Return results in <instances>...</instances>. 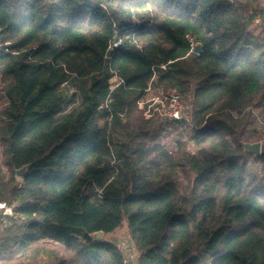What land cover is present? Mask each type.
Segmentation results:
<instances>
[{
    "label": "trees",
    "instance_id": "obj_1",
    "mask_svg": "<svg viewBox=\"0 0 264 264\" xmlns=\"http://www.w3.org/2000/svg\"><path fill=\"white\" fill-rule=\"evenodd\" d=\"M253 3L0 0V203L14 215L1 249L32 260L56 245V264H121L106 236L125 224L138 264H264V150L244 152L237 131L264 101ZM153 82L188 101V122L164 121L183 127L170 149L165 125L137 107Z\"/></svg>",
    "mask_w": 264,
    "mask_h": 264
},
{
    "label": "rangeland",
    "instance_id": "obj_2",
    "mask_svg": "<svg viewBox=\"0 0 264 264\" xmlns=\"http://www.w3.org/2000/svg\"><path fill=\"white\" fill-rule=\"evenodd\" d=\"M262 0H257V3H253L252 7H258L259 3ZM254 11V10H253ZM261 23V20H260ZM260 25V24H258ZM257 24H254L252 21V28H255L258 26ZM113 77H117L116 79L119 80L120 78L116 75ZM112 77V78H113ZM3 85L0 84V109L4 107L5 105V98H4V91H3ZM174 92V91H173ZM170 91H164L161 88H157L154 85V82L151 85V89L147 92L146 97L144 98L145 106L138 107V110L142 113L143 117L145 119H154V121L159 122L162 125H165V129L161 128L158 130V132L161 135L162 142L166 144L169 149L173 146L175 137L178 132H183V127L179 126L177 131L174 130V125L172 122H168L170 124L167 125L164 121H175L173 120L171 114L173 112V107L171 103V94H169ZM176 93V92H175ZM180 96V95H179ZM178 96V97H179ZM259 102V101H258ZM179 104L181 106V116L182 119L177 121H187L188 122V101H186L183 97H179ZM244 116L240 117L242 118V122L240 124L241 127L237 129V131L242 135L244 139H249L247 141L248 143H254V142H261L262 143V152L264 150V140L260 139L262 138V135L264 133V101H261L259 103H256L254 106H252L249 110L246 111V113L243 114ZM170 132V136L167 134V132ZM166 136V137H165ZM188 134L183 136V139L187 142H191L189 140ZM189 150L195 151L194 147H192V143H188ZM0 168L2 169V173L6 174L7 168L3 167L2 165V157H1V151H0ZM253 172H257L258 176H260V173L258 172L257 166H250ZM182 176V175H181ZM17 179V178H16ZM20 180V179H18ZM5 217H9L11 219H14V215L12 212L11 217L10 216H1L0 215V264H18L20 262H25L28 264H56L59 257H64V249L61 246H51L42 248V250L36 254V257L32 260L25 259L23 254L20 253H13L17 251V246L12 245V248L10 250L1 249L2 244L4 243L5 234H4V227L8 223L5 220ZM126 225L123 224V226L120 227V229H125ZM31 249L27 251V253H31ZM49 253H54L56 257H50Z\"/></svg>",
    "mask_w": 264,
    "mask_h": 264
},
{
    "label": "built area",
    "instance_id": "obj_3",
    "mask_svg": "<svg viewBox=\"0 0 264 264\" xmlns=\"http://www.w3.org/2000/svg\"><path fill=\"white\" fill-rule=\"evenodd\" d=\"M256 12V16L255 18L253 19V23L254 24H260V20L262 19V17L264 16V0H262L260 3H259V6L257 8V10H254ZM0 32H1V29H0ZM1 34V33H0ZM189 44H190V48L192 50L194 44L196 43V41L189 37V36H186ZM121 41L118 40L117 42L113 43L112 46L110 47L111 49L113 48H116L120 45ZM9 44H0V48L1 47H8ZM117 77H113L110 81H109V89L110 90H113L116 86H118L120 83H121V80H117L116 79ZM151 89V84L148 86V88L145 90V94L142 96V98L138 101V107L140 106H145L146 104L144 103V98L146 97L147 95V92ZM169 94H171V103H172V107H173V112L171 114L173 120L177 121V120H180L182 119V116H181V106L179 104V95L175 92H170ZM179 96V97H178ZM151 118V117H149ZM148 118V119H149ZM97 196L98 197H101V190L98 191L97 193ZM12 207L9 206L8 204L6 203H0V215L1 216H10L12 215ZM127 239L129 241L132 242L130 236H127ZM132 248L130 249H135L134 248V245L132 243ZM139 262V258L137 257V255L131 251V250H126L125 252H123V258H122V262L121 264H138Z\"/></svg>",
    "mask_w": 264,
    "mask_h": 264
},
{
    "label": "water",
    "instance_id": "obj_4",
    "mask_svg": "<svg viewBox=\"0 0 264 264\" xmlns=\"http://www.w3.org/2000/svg\"><path fill=\"white\" fill-rule=\"evenodd\" d=\"M112 49H110L107 52V57L110 56ZM195 54H201L202 52V45L196 41L194 44L192 50ZM242 147L244 152L253 155L254 157H259L262 154V143L261 142H254V143H248L244 142L242 143ZM30 165H24L19 169H15V177L17 179H22L24 176H26L29 173ZM103 236V233L101 231H97L90 234V238H92L94 241L98 242L100 241L101 237Z\"/></svg>",
    "mask_w": 264,
    "mask_h": 264
},
{
    "label": "crops",
    "instance_id": "obj_5",
    "mask_svg": "<svg viewBox=\"0 0 264 264\" xmlns=\"http://www.w3.org/2000/svg\"><path fill=\"white\" fill-rule=\"evenodd\" d=\"M257 8L258 7H252L253 10H257ZM106 239L117 244L120 247L122 252H125L126 250L133 251L137 255V257L140 259L139 252L134 244L133 245L135 249L134 250L130 249L132 248L131 246L133 242L127 239V236H125V231L123 229L116 230L113 234L106 236Z\"/></svg>",
    "mask_w": 264,
    "mask_h": 264
}]
</instances>
